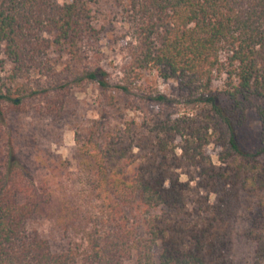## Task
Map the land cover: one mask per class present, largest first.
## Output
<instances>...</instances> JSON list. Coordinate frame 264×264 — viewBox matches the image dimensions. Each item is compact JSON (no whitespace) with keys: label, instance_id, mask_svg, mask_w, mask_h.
Returning a JSON list of instances; mask_svg holds the SVG:
<instances>
[{"label":"trees","instance_id":"16d2710c","mask_svg":"<svg viewBox=\"0 0 264 264\" xmlns=\"http://www.w3.org/2000/svg\"><path fill=\"white\" fill-rule=\"evenodd\" d=\"M120 2L125 78L112 86L96 66L75 80L112 99L109 90L130 92L129 76L152 67L200 110L144 129L93 120L75 133L77 182L66 161L40 152L46 173L34 176L18 160V139L4 136L6 116L36 95L31 77L49 53L76 72L97 29L86 0H0V264H235L234 237L251 246V264H264V215L242 225L264 199V0ZM249 110L261 137L245 151L237 129ZM37 219L67 239L64 249L30 229Z\"/></svg>","mask_w":264,"mask_h":264},{"label":"rangeland","instance_id":"374dc122","mask_svg":"<svg viewBox=\"0 0 264 264\" xmlns=\"http://www.w3.org/2000/svg\"><path fill=\"white\" fill-rule=\"evenodd\" d=\"M86 1L97 29L98 41L94 51L88 54L73 74L63 70L67 61L65 55L49 53L46 69L31 77L33 87L38 91L36 95L24 99L23 111L10 112L6 116L4 136L18 139L15 143L18 160L36 177L46 173L44 166L39 165L35 159L40 152L42 157L49 160L59 157L66 161L71 179L77 182L75 133H81L93 120L102 118L111 124L133 121L139 129H144L153 121L200 110L198 104L186 100L176 82L161 78L152 67L129 76L133 84L130 92L124 94L114 88L109 90L112 99L101 96L96 83L85 79L75 80L85 71L99 66L107 72L109 83L114 86L123 81L124 71L129 64L127 45L130 38L123 21L120 0ZM221 82V79L214 80L213 88H222ZM159 96H163L164 100H158ZM260 132L259 120L249 110L243 124L237 129L240 148L245 151L256 149L260 142ZM208 149L214 155L213 147ZM247 203L244 202L245 207ZM251 205L252 213H243V226L247 225L249 219L264 215V199L261 206H258V199ZM30 229H37L38 233L47 237L53 249L65 248L67 239L54 231L49 221L34 220ZM229 250L235 264H251L252 248L246 241L234 237Z\"/></svg>","mask_w":264,"mask_h":264}]
</instances>
